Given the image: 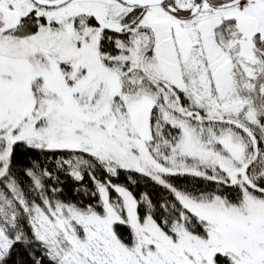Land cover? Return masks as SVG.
<instances>
[{"label": "snow or ice", "instance_id": "1", "mask_svg": "<svg viewBox=\"0 0 264 264\" xmlns=\"http://www.w3.org/2000/svg\"><path fill=\"white\" fill-rule=\"evenodd\" d=\"M0 264H264V0H0Z\"/></svg>", "mask_w": 264, "mask_h": 264}]
</instances>
